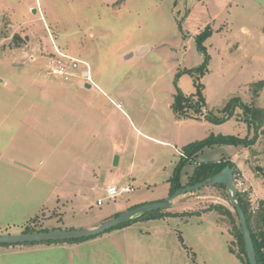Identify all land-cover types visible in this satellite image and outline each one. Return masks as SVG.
<instances>
[{"label":"rangeland","instance_id":"obj_1","mask_svg":"<svg viewBox=\"0 0 264 264\" xmlns=\"http://www.w3.org/2000/svg\"><path fill=\"white\" fill-rule=\"evenodd\" d=\"M61 54L86 61L94 84L47 75ZM261 80L264 0H0V153L38 167L33 175L0 162V235L89 228L162 200L185 145L211 134L251 142L255 125L242 104L264 108V86L255 93ZM179 94H201L202 114L218 117L235 100L232 114L216 123L189 108L179 117L172 107ZM230 157L252 185L253 203H264V126L248 145L202 148L181 182L199 163ZM83 163L95 180L74 196L78 190L66 187H76ZM111 177L134 190L108 199ZM67 192L72 197L57 198ZM177 199L185 206L172 209L183 215L140 218L81 242L1 244L0 264L92 262L95 248L107 252L98 261L116 264H244L226 188Z\"/></svg>","mask_w":264,"mask_h":264},{"label":"trees","instance_id":"obj_2","mask_svg":"<svg viewBox=\"0 0 264 264\" xmlns=\"http://www.w3.org/2000/svg\"><path fill=\"white\" fill-rule=\"evenodd\" d=\"M198 41H199V38H198ZM256 85H257V88L255 90V93H257L260 89L263 88L264 81L261 80L257 82ZM234 101H231L225 106L224 109L225 111L228 112V114H226L224 117H218L209 111L205 114H202L203 108L205 107L206 102H205V99L201 96V94H200L199 99H194L192 97H187L182 94H179L176 97L175 102L173 103L172 107H173V110L179 115V117L190 116L188 115L186 111L187 109L190 108L196 111L197 113H199L200 115L201 114L204 115L206 119L219 123V122L226 120L227 118L231 116L232 114L231 109H232V105ZM242 108H243L245 119L249 122H252L255 125V136L251 139V142H253L255 138L257 137V131L261 127L264 126V108L258 107L256 105H245V104H242ZM247 141L248 139L246 137L241 138V137H236V136H231V135H228V136L217 135L216 136V135L211 134L202 140L194 141V142H191L185 145L183 147L184 154L183 156H181V159L175 166L173 176L170 178V182H171L170 194H172L176 189L181 188L185 185H191V184H195L197 182H200L206 179H210L227 166L235 167L237 171L236 164L228 159H223L219 161L201 162L197 165L194 172L189 176L187 183L183 184L181 182L180 175H181V171L184 165L189 160H191L193 156L197 154L202 148H204L207 145H212L214 143H231V144H237V145H241V144L248 145L251 143ZM214 186L226 188L224 184H217ZM237 199L240 205L242 206V208L244 209V212L247 217L248 225L250 227L252 238L254 241L255 253H256L258 264H264V207H263L264 203L260 205L259 213L255 217L256 226L254 227L253 226V216L254 215H252L250 211L249 202L247 201L245 196L241 193H237ZM137 206L139 205H134L130 207L129 209L135 208ZM215 206H216L215 209H217L218 211L221 210L222 208L220 205H215ZM225 211L232 216V214L230 213L228 209L227 210L225 209ZM178 215H183V214L178 213V212H169L166 210H156L152 212H145V213L139 214L137 217H134L133 219H129L125 221L123 224L119 225L116 228L124 227L140 218L151 219V218H162L164 216H178ZM45 230L47 229L36 230V229H30L27 227V229L23 232H35V231H45ZM233 233L241 248L240 253L236 255L238 256V258L241 259V261H243L244 264H249L246 251H245V247H244V240H243V234H242L240 223H239V226L235 227V231ZM91 238H95V237L84 238V239L50 240L44 243L51 244V243H58V242H81V241L91 239ZM230 251L235 253L231 247H230Z\"/></svg>","mask_w":264,"mask_h":264},{"label":"water","instance_id":"obj_3","mask_svg":"<svg viewBox=\"0 0 264 264\" xmlns=\"http://www.w3.org/2000/svg\"><path fill=\"white\" fill-rule=\"evenodd\" d=\"M258 170L260 168L258 167ZM235 167L227 166L219 173L210 179H206L195 184L185 185L176 189L172 194L163 200L153 203L142 204L135 208L128 209L119 215L107 220L94 228H79L66 230H45L35 232H21L17 234H3L0 235L1 244H22V243H44L50 240H68V239H84L90 237H97L113 228L118 227L125 221L136 217L145 212H152L156 210H166L172 206V201L180 195L193 192L203 187H210L217 184H224L228 191V197L231 205L236 211L241 226L244 247L249 264H258L254 241L251 230L248 225L247 217L244 209L237 199V190L234 185Z\"/></svg>","mask_w":264,"mask_h":264},{"label":"built area","instance_id":"obj_4","mask_svg":"<svg viewBox=\"0 0 264 264\" xmlns=\"http://www.w3.org/2000/svg\"><path fill=\"white\" fill-rule=\"evenodd\" d=\"M64 58H68L69 61L67 62ZM47 75L65 82L70 81L72 78H81L89 86L94 84L92 71L86 61L63 54H61V58L50 62L47 69ZM234 185L237 193L243 194L249 204H251L250 211L252 215L256 216L260 210V203L257 205L253 203L254 189L251 187V184L248 185V179L240 172L236 171V169L234 173ZM133 190L134 187L130 185L118 188L116 184H110L106 190L107 198L115 200L119 194L132 192ZM103 203L104 199H98V205H102Z\"/></svg>","mask_w":264,"mask_h":264},{"label":"crops","instance_id":"obj_5","mask_svg":"<svg viewBox=\"0 0 264 264\" xmlns=\"http://www.w3.org/2000/svg\"><path fill=\"white\" fill-rule=\"evenodd\" d=\"M4 155H5L4 153H0V162H5L6 161V162H8V164H12L13 166H16L17 168H19L20 171L27 172V173L30 172L33 175H35V174L38 173V167L35 164H33L32 162L21 161V160H18L17 158H15V157H12V156H4ZM228 160H231L232 162H234L237 165H239V163L237 162V159L235 157H230V158H228ZM94 174H95V171H94L93 167H90V164L83 163L81 165V167H80V177H78L77 178V181H76V183H78V184H76V187H72V188L66 187V189L67 190H74V189H76V190H78V193L77 194H74V196H76V195L77 196L78 195L80 196L81 195V197H82V194L81 193L83 192V190L85 188L84 184L87 182V184L93 185L94 180H95L94 179L95 178L94 177ZM189 176L190 175L187 173L186 181L183 184H186L187 183ZM116 181H117L116 178L111 177L110 180L108 181L107 187L110 184H116L115 183ZM95 187H97V185H95L94 188ZM107 187H106V189H107ZM51 195H52V193L50 194V196ZM64 195L66 197H72L71 193L69 194V192H67L66 194H64V193L58 194L57 195V198L58 199H61L62 197H64ZM169 195H170V193L167 194L165 197H168ZM165 197H163L161 199L163 200ZM185 203L186 202L183 199H177V198H175L172 201V206L169 209H166V211L181 213L182 210H173L172 208H174L177 205H179V206H181V205L182 206H185ZM171 209L173 211H171ZM164 217L168 218V216H164ZM164 217H162V218H164ZM88 225L89 226H87V227H89V228H94V227L98 226L97 223H92V224H88ZM76 227H83V226L82 225H80V226L79 225L78 226L77 225H70L66 229H75ZM123 228L120 229V230L118 229L117 231H114V233H112V234H115L117 232H122L124 230ZM109 236H111V235H109ZM95 240H100V239H95ZM48 246L54 247V245H48ZM104 250L102 248H95L94 249V253H93L95 256L92 257V262L91 261H86V262H83V263H80V264H116V263H111V262H100V261H98L99 258H96V255H103L104 253H107ZM113 250L114 251H118V252L126 255L127 251L128 252H132L134 249L131 248V247H114ZM95 260H97V261H95ZM124 264H131V263L125 261Z\"/></svg>","mask_w":264,"mask_h":264}]
</instances>
